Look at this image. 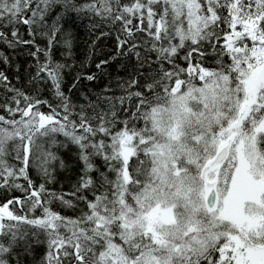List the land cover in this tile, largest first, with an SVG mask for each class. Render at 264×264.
<instances>
[{
    "label": "snow or ice",
    "instance_id": "1",
    "mask_svg": "<svg viewBox=\"0 0 264 264\" xmlns=\"http://www.w3.org/2000/svg\"><path fill=\"white\" fill-rule=\"evenodd\" d=\"M0 264H264V0H0Z\"/></svg>",
    "mask_w": 264,
    "mask_h": 264
},
{
    "label": "trees",
    "instance_id": "2",
    "mask_svg": "<svg viewBox=\"0 0 264 264\" xmlns=\"http://www.w3.org/2000/svg\"><path fill=\"white\" fill-rule=\"evenodd\" d=\"M76 34H77V41L75 46V61H74V63L76 64V70L71 72L65 78L66 91L67 88L71 87L73 77L76 75L77 71L80 72L81 74L95 72L96 71L95 62H98L100 58H103V55L108 53L112 48V43L110 40H104L102 42L98 41L97 43L99 44V48L97 49V56L93 58L92 63H89L87 59L89 55V44L91 43V40L93 38L88 35V32L84 28H78ZM25 60H26L25 56L18 57V62L24 66H26ZM81 62H83V64ZM103 82L104 81L99 82L96 85V87L102 86ZM85 86H89L88 82L82 81L81 88H84ZM61 182L64 183L65 185L67 184V181L63 179V176H61Z\"/></svg>",
    "mask_w": 264,
    "mask_h": 264
}]
</instances>
